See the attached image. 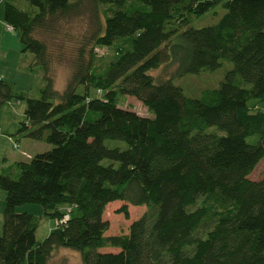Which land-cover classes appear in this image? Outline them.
I'll return each mask as SVG.
<instances>
[{
    "label": "trees",
    "instance_id": "trees-1",
    "mask_svg": "<svg viewBox=\"0 0 264 264\" xmlns=\"http://www.w3.org/2000/svg\"><path fill=\"white\" fill-rule=\"evenodd\" d=\"M25 1V10L5 1L4 21L20 32L43 86L29 98L0 83V100L25 104L16 135L52 148L0 172V264H48L60 248L82 264H264V178L248 179L264 158V0ZM217 7L225 11L218 22L191 26ZM85 13L94 48L78 50L59 92L48 46L35 35ZM96 47L113 51L103 67ZM224 60L232 68L198 97L173 82ZM163 65L175 66L172 78L157 80L151 72ZM120 96L151 117L120 107ZM114 201L147 212L127 234L106 236ZM24 204L57 220L73 209L38 242V217L16 211ZM127 204L117 211L126 218Z\"/></svg>",
    "mask_w": 264,
    "mask_h": 264
},
{
    "label": "rangeland",
    "instance_id": "rangeland-1",
    "mask_svg": "<svg viewBox=\"0 0 264 264\" xmlns=\"http://www.w3.org/2000/svg\"><path fill=\"white\" fill-rule=\"evenodd\" d=\"M19 7L28 9L30 5L25 0H19ZM224 12L225 11L221 7H217L204 16L193 19L191 22V26L194 28H201L206 25L214 24L218 22ZM2 23L7 28L8 25H6L5 21ZM93 30L94 23L91 20L90 14L85 13L80 17L73 18L67 23L60 24L57 27V30L52 34L38 33L35 35L38 39L43 40L48 46L51 58V75L54 79V88L57 91L62 92L64 90L66 83L72 73L73 64L78 54V50L81 47H84L88 52L90 49L94 48L92 46V42L89 40L90 34ZM5 31L6 34L11 35L13 38L19 39L20 37V32L18 30H15L14 32H7V30L5 29ZM2 35L3 30L0 26V37ZM94 52L97 55V60L95 63L96 65H99L101 67H103V65L113 54L112 49H108L105 47H96L94 49ZM28 54L32 55L31 53ZM21 60L23 61V63H26V58H23ZM231 68L232 63L228 60H224L223 66L215 71H204L199 74H188L184 77L173 79V82L175 85H178L182 88L185 95L198 97L203 89L217 87L219 82L222 80L225 71ZM174 69L175 66L173 65H163L160 68L152 71L151 74L157 80L170 79L172 78ZM0 76L6 77L7 79H10V81H13L14 86L17 85V87L26 88L30 86L29 78L24 76L19 77L13 70V63L8 62L7 60H5L4 62L1 53ZM39 90L32 92V94H34L32 96L33 98H38L40 96ZM78 91L82 92V87H79ZM92 94L96 97L102 96V93L100 92L93 91ZM118 103L119 106L123 109L134 111L142 117H151V114L147 111L146 107H144V105L133 96H120L118 99ZM5 106H8L9 108L4 111L6 117L8 118L10 114L14 113V108L15 111L19 113L25 107V104L24 102L16 103L15 101L0 102V108L2 107L3 109ZM260 108L264 110V103L260 105ZM0 133L3 132L0 131ZM19 136L20 138L17 142L20 144L21 140V144L18 149H13L14 154H19V152H21L25 147L24 143H22V140H26V137L24 135ZM39 142L40 148H38V151H48L52 148L50 144L41 141ZM106 143L109 146H124L122 143L115 141H106ZM109 163V160L103 161L104 165H107ZM263 178L264 158L261 159V161L253 169V171L248 175V179L252 181H259ZM1 196H5V193L0 189V198ZM125 204L127 203L124 201H114L106 206L103 215L104 220H107L109 222V229L105 233L106 236L127 234L129 232L130 224L142 217L144 213L147 212L146 206H132L131 204H127L128 218H126L123 214L117 213L118 209ZM17 208L19 211H28L29 213L38 217L39 223L35 233L36 240L38 242H42L49 235L50 231L54 229L58 224V220L56 218H50L49 216L44 214L43 208L39 204H24ZM68 208H71V210L73 209L71 206H68ZM66 210L67 207L64 208L63 212H66ZM1 223L3 224V220L1 221ZM1 234L2 230L0 231V236ZM116 251H118V249H116ZM48 264H82V261L78 252L71 249L60 248L52 253Z\"/></svg>",
    "mask_w": 264,
    "mask_h": 264
},
{
    "label": "crops",
    "instance_id": "crops-1",
    "mask_svg": "<svg viewBox=\"0 0 264 264\" xmlns=\"http://www.w3.org/2000/svg\"><path fill=\"white\" fill-rule=\"evenodd\" d=\"M5 1H11L15 4L16 7L19 9L25 10L26 8L19 7V0H2L0 2V26L3 30V35L0 37V53L2 54L3 60H7L8 62L13 63V70L19 77H27L30 80V86L26 87H17V85H13V81L7 79L6 77L0 76V83H5L11 85L12 89L16 93H22L25 97L33 98L32 94L33 91L39 90L43 86V75L41 70L37 68H30V64L32 63L33 56L29 55V52L22 51V45L20 40L17 38H13L11 35L6 34L5 29L7 30L6 26L3 25L4 22V9H5ZM6 23V22H5ZM7 25V23H6ZM7 32H9L7 30ZM26 58V63H23L21 59ZM15 84V83H14ZM7 101H14V100H7ZM0 102H4L1 101ZM19 103V102H16ZM4 106V105H3ZM2 106V107H3ZM0 108V172L10 167L16 162H28L33 156H35L36 152H44L38 151L40 148V142L31 140L26 137V140H22L24 143V149H22L19 154H14L13 149L14 143L18 144V148L20 144L17 142L19 141L20 136L16 135L18 132L21 123L25 121V107L19 113L15 111L14 113L10 114L9 117H6L4 111H6L8 106H5L3 109ZM2 109V110H1ZM2 128V129H1ZM16 148V149H18ZM5 196H1L0 198V231L2 230V223L3 220V211L5 205ZM68 208V207H67ZM64 209V208H63ZM17 212H27L28 211H19L18 208L16 209ZM31 214V213H29ZM33 215V214H32ZM105 251H115L113 248H104ZM103 250V251H104Z\"/></svg>",
    "mask_w": 264,
    "mask_h": 264
},
{
    "label": "built area",
    "instance_id": "built-area-1",
    "mask_svg": "<svg viewBox=\"0 0 264 264\" xmlns=\"http://www.w3.org/2000/svg\"><path fill=\"white\" fill-rule=\"evenodd\" d=\"M7 30L9 32H14L13 27H11L9 25L7 26ZM98 92H100V90ZM13 146H14L15 149L18 148V144H16V143H14ZM70 211H71V208H67V210L63 214L62 218L60 220H58V224H64V223H66V221L69 219Z\"/></svg>",
    "mask_w": 264,
    "mask_h": 264
}]
</instances>
